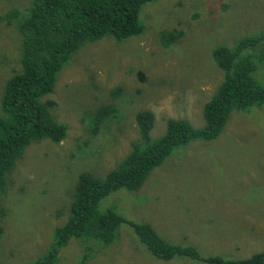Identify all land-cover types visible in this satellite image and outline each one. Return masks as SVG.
<instances>
[{
  "label": "rangeland",
  "instance_id": "rangeland-1",
  "mask_svg": "<svg viewBox=\"0 0 264 264\" xmlns=\"http://www.w3.org/2000/svg\"><path fill=\"white\" fill-rule=\"evenodd\" d=\"M30 1L0 0V14L12 7L25 14ZM139 21L144 31L137 37L86 42L42 98L56 101L52 114L67 126L66 136L58 144L32 143L16 160L2 197L0 264H30L49 250L55 228L69 217L80 173L103 178L139 139L138 111L155 116L152 140L164 134L166 119L202 128L203 106L223 78L213 51L264 32V0H155L142 6ZM172 30L183 35L163 48L160 33ZM19 59L15 27L0 24V99L5 81L21 69ZM256 64L253 76L264 85V59ZM104 104L114 105L117 115L103 119L93 136L92 114ZM98 208L151 224L167 242L193 246L202 257L245 259L262 251L264 105L233 110L216 140L175 147L139 189L121 188ZM56 264L206 263L154 259L122 223L107 247L70 239Z\"/></svg>",
  "mask_w": 264,
  "mask_h": 264
},
{
  "label": "trees",
  "instance_id": "trees-1",
  "mask_svg": "<svg viewBox=\"0 0 264 264\" xmlns=\"http://www.w3.org/2000/svg\"><path fill=\"white\" fill-rule=\"evenodd\" d=\"M152 1L155 0H31L25 14L18 7L0 14V24L14 26L20 38L21 65L20 71L5 81L0 99V219L5 215L2 197L9 174L25 148L42 139L58 144L66 136L67 126L52 114L56 101L42 100L53 92L57 75L86 42L106 35L121 42L141 35L144 26L139 21V13L144 4ZM182 35L180 30L161 32V46L168 48ZM213 59L223 78L203 106L204 126L194 128L185 120L166 119L164 134L152 140L150 132L155 116L149 110L138 111L135 122L139 139L131 143L130 152L103 178L90 172L80 173L69 217L61 227L55 228L54 242L49 250L30 264H56L60 249L70 239L96 241L107 247L113 243L122 223L132 228L154 259L264 264V249L245 259L202 257L193 246L167 242L151 224L132 223L114 211L98 208L104 197L121 188L139 189L150 172L161 166L175 147L192 140H216L233 110L244 112L264 105V85L253 76L256 61L264 59V32L242 37L233 47L217 46ZM113 90L116 93L120 88ZM117 112L114 105L99 106L92 114L91 135L98 134L103 119H113ZM2 233L0 227V236Z\"/></svg>",
  "mask_w": 264,
  "mask_h": 264
}]
</instances>
